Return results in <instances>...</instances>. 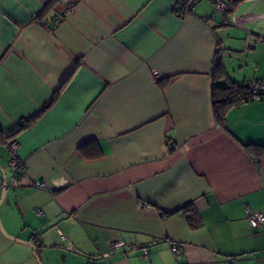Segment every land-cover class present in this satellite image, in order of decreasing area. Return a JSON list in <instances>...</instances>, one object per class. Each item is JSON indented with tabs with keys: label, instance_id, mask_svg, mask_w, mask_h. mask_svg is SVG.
<instances>
[{
	"label": "crops",
	"instance_id": "crops-1",
	"mask_svg": "<svg viewBox=\"0 0 264 264\" xmlns=\"http://www.w3.org/2000/svg\"><path fill=\"white\" fill-rule=\"evenodd\" d=\"M182 1L0 0V264H264V0Z\"/></svg>",
	"mask_w": 264,
	"mask_h": 264
},
{
	"label": "built area",
	"instance_id": "built-area-1",
	"mask_svg": "<svg viewBox=\"0 0 264 264\" xmlns=\"http://www.w3.org/2000/svg\"><path fill=\"white\" fill-rule=\"evenodd\" d=\"M200 1L203 0H183L180 8H179V14L181 16H185L189 14L192 10V8L199 3ZM215 10L218 12H224L227 10L226 4L221 1L217 0L215 2ZM57 24V22H56ZM255 42L254 39H252L250 36L248 37L247 40V47L250 45V43ZM249 94H250V101H257L260 100L262 95L261 93L264 92V82H253L249 84ZM8 149L10 153V159H9V168L12 171L13 177H18L25 172V165L24 162L19 158L18 156V148L17 144L13 141L8 143ZM38 187H44L43 183H38ZM2 185L0 184V189ZM41 213V212H39ZM246 219L248 222V225L252 229H259L261 228L262 224H264V213L262 212H253L250 210H246ZM110 248L111 249H132L136 248L135 245L128 244L125 242H119V241H114L110 243ZM173 252H176V248L172 247L171 248ZM142 254L144 257H148L149 251L147 248L141 247Z\"/></svg>",
	"mask_w": 264,
	"mask_h": 264
},
{
	"label": "trees",
	"instance_id": "trees-1",
	"mask_svg": "<svg viewBox=\"0 0 264 264\" xmlns=\"http://www.w3.org/2000/svg\"><path fill=\"white\" fill-rule=\"evenodd\" d=\"M218 60V59H217ZM225 77V73L221 68L219 63L216 64L214 74H213V84L211 87V98H212V111L213 116L219 125H223L225 121L226 113L229 109L233 107H238L243 102L250 101L249 94V84L248 85H238L233 82L228 81L226 86H219L217 82ZM256 82H264V80L256 81ZM57 93L53 96L52 101L56 98ZM264 96V92L261 93ZM51 101V102H52ZM37 118L35 116L33 121ZM9 136L7 138L10 139ZM246 149L250 152L260 151L264 153V149H261L259 146L248 145Z\"/></svg>",
	"mask_w": 264,
	"mask_h": 264
},
{
	"label": "rangeland",
	"instance_id": "rangeland-1",
	"mask_svg": "<svg viewBox=\"0 0 264 264\" xmlns=\"http://www.w3.org/2000/svg\"><path fill=\"white\" fill-rule=\"evenodd\" d=\"M52 261H56V262H57V264H59V262H58L57 260H53V259H52ZM52 261H51V262H52Z\"/></svg>",
	"mask_w": 264,
	"mask_h": 264
},
{
	"label": "water",
	"instance_id": "water-1",
	"mask_svg": "<svg viewBox=\"0 0 264 264\" xmlns=\"http://www.w3.org/2000/svg\"><path fill=\"white\" fill-rule=\"evenodd\" d=\"M2 195V194H1ZM2 232L4 233V231L2 230Z\"/></svg>",
	"mask_w": 264,
	"mask_h": 264
}]
</instances>
